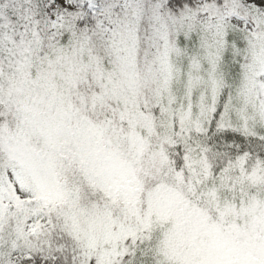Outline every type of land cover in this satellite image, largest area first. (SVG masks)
<instances>
[{
    "label": "snow or ice",
    "instance_id": "obj_1",
    "mask_svg": "<svg viewBox=\"0 0 264 264\" xmlns=\"http://www.w3.org/2000/svg\"><path fill=\"white\" fill-rule=\"evenodd\" d=\"M0 264H264V0H0Z\"/></svg>",
    "mask_w": 264,
    "mask_h": 264
}]
</instances>
